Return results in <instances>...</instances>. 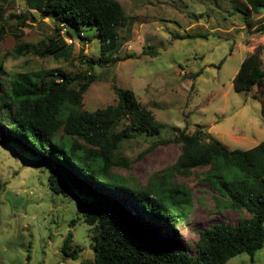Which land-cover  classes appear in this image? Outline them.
<instances>
[{
	"label": "rangeland",
	"instance_id": "rangeland-1",
	"mask_svg": "<svg viewBox=\"0 0 264 264\" xmlns=\"http://www.w3.org/2000/svg\"><path fill=\"white\" fill-rule=\"evenodd\" d=\"M116 1L129 20L118 28L119 47L114 56L131 58L98 63L90 71L80 54L98 60L96 29L85 28L86 41L69 45V61L19 56L20 45L37 46L51 38L54 24L35 11L44 0H0V24L5 28L0 40V98L16 74L55 68L69 76L83 72L95 76L82 100L83 110L89 112L116 105L113 85L132 91L151 111L160 133L156 138L140 135L123 143L120 155L130 166L114 171L141 185L154 172L173 164L178 155L175 144L148 150L151 143L178 131L192 134L202 129L230 151L249 150L264 141L259 101L264 99V88L243 93L234 91L232 85L241 62L256 49L261 50L264 70V34L256 30L264 23V10L258 15L249 11L245 20L236 11H248L245 0ZM11 15L23 18L24 27L17 26ZM196 34L206 38H182ZM13 135L22 140L17 133ZM29 147L23 140L20 145L0 143V179L5 184L0 191V264H26L27 257L29 264H90L93 234L81 213L87 198L73 190L64 195L51 190L48 169L39 167V157ZM206 171L197 168L187 178L174 179L192 193L188 221L175 227L174 236L178 248L190 254H194L199 230L217 223L236 226L249 216L244 210L235 212L224 206ZM121 202L131 206L127 199ZM159 229L169 235L165 227ZM68 233L72 241L67 253L76 249V261L61 253ZM226 264H264V246L252 258L239 254Z\"/></svg>",
	"mask_w": 264,
	"mask_h": 264
},
{
	"label": "trees",
	"instance_id": "trees-1",
	"mask_svg": "<svg viewBox=\"0 0 264 264\" xmlns=\"http://www.w3.org/2000/svg\"><path fill=\"white\" fill-rule=\"evenodd\" d=\"M245 2L248 11L236 10L245 20L249 11L258 15L264 10V0ZM35 11L52 20L53 36L37 46L20 45L16 50L19 56L31 54L69 61L70 46L64 42L61 30L85 42L84 29L93 28L98 32L99 58L95 62L80 54L90 71L98 63L131 58L114 56L119 47L118 28L129 20L116 0H44ZM29 16L35 18V14ZM10 17L17 19V26L24 27L23 18ZM256 30L264 34V23ZM4 34L5 28L0 24V40ZM182 38L204 39L206 35ZM260 52L256 49L243 59L232 81L234 91L249 93L253 88H264ZM95 81L90 72L69 76L60 68L18 73L0 98V143L20 145L22 140L26 141L39 157V167L48 169L51 190L62 195L73 190L87 198L81 213L93 234L90 264H226L239 254L252 258L261 250L264 246V141L249 150L230 151L202 129L192 134L178 131L171 138L151 143L148 150L175 144L178 155L173 164L154 172L141 185L114 171L130 166V161L120 155L122 145L140 135L156 138L160 127L132 91L116 85L112 86L117 100L115 106L93 112L83 110V95ZM259 101L264 117V99ZM197 168H207L204 175L218 190L227 209L244 210L249 216L236 226L217 223L199 230L194 254H190L178 248L174 236L175 227L188 221L192 193L174 179L187 178ZM4 186L0 179V191ZM122 199H127L131 206L125 207ZM161 227L170 236L163 232L164 236L159 231ZM71 241L72 235L68 233L61 253L76 261V249L67 253ZM29 260L27 257L26 264Z\"/></svg>",
	"mask_w": 264,
	"mask_h": 264
},
{
	"label": "built area",
	"instance_id": "built-area-1",
	"mask_svg": "<svg viewBox=\"0 0 264 264\" xmlns=\"http://www.w3.org/2000/svg\"><path fill=\"white\" fill-rule=\"evenodd\" d=\"M60 33H61V36L63 37L64 42H67L68 45H72V44H75V43H81V41L78 38L69 36L66 33L65 29H62ZM81 36H83V34H81Z\"/></svg>",
	"mask_w": 264,
	"mask_h": 264
},
{
	"label": "water",
	"instance_id": "water-1",
	"mask_svg": "<svg viewBox=\"0 0 264 264\" xmlns=\"http://www.w3.org/2000/svg\"><path fill=\"white\" fill-rule=\"evenodd\" d=\"M148 228V230H151L153 233L154 232H156V233H159L156 229H154V228H151V227H147Z\"/></svg>",
	"mask_w": 264,
	"mask_h": 264
}]
</instances>
